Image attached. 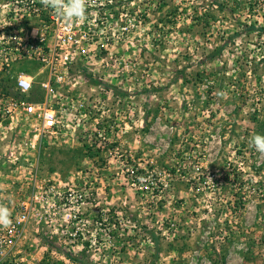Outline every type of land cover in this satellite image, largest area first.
Here are the masks:
<instances>
[{
  "label": "rangeland",
  "instance_id": "374dc122",
  "mask_svg": "<svg viewBox=\"0 0 264 264\" xmlns=\"http://www.w3.org/2000/svg\"><path fill=\"white\" fill-rule=\"evenodd\" d=\"M16 1L0 0V192L11 212L37 195L42 219L15 259L264 264V156L249 144L264 135V0H122L80 26L88 53L52 91L5 44L39 28ZM21 101L63 126L41 134Z\"/></svg>",
  "mask_w": 264,
  "mask_h": 264
},
{
  "label": "built area",
  "instance_id": "2783aa9c",
  "mask_svg": "<svg viewBox=\"0 0 264 264\" xmlns=\"http://www.w3.org/2000/svg\"><path fill=\"white\" fill-rule=\"evenodd\" d=\"M122 0H89L87 5L86 18L77 20L70 26H66L63 21L57 18L52 9L44 7L41 0H20L21 4L27 8L24 17L33 18L39 21V28H32L30 34L22 36V29H7V36L11 42H6V46L14 44L12 48L20 58L35 60L48 70L49 77L42 84L46 91H52V84L60 83L68 74L70 67L85 57L88 53V43L86 35L81 32L80 26L84 22L104 20L107 16L113 19V5L119 4ZM115 10V8H114ZM127 14L120 13V17ZM18 16L15 14L14 17ZM4 37V36H3ZM50 42V44H47ZM0 48L6 49L2 46ZM5 65H8L7 60ZM15 87L22 93L27 94L32 89V82L29 75L19 73L15 77ZM29 116H34L38 122V131L41 134L52 133L63 124L58 120L56 111L49 108L45 103H32L21 101L16 104ZM35 125V126H36ZM0 205L7 208L11 224L8 228L0 227V264H24L23 259H15L24 246L25 233L31 219L40 222L42 219L37 204H40L37 195H33L27 201H21L16 205V211L11 212L5 191L0 192ZM42 208V206H40Z\"/></svg>",
  "mask_w": 264,
  "mask_h": 264
},
{
  "label": "clouds",
  "instance_id": "9594fccd",
  "mask_svg": "<svg viewBox=\"0 0 264 264\" xmlns=\"http://www.w3.org/2000/svg\"><path fill=\"white\" fill-rule=\"evenodd\" d=\"M88 2L89 0H41L44 7L52 9L54 15L66 26L86 18ZM249 144L257 153L264 156V135H253L249 138ZM10 224L11 219L7 208L0 205V227L8 228Z\"/></svg>",
  "mask_w": 264,
  "mask_h": 264
}]
</instances>
